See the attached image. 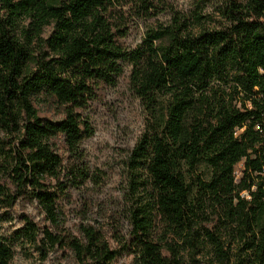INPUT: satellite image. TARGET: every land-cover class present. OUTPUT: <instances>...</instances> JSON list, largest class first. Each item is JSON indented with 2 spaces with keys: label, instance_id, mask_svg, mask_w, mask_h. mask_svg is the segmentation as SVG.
<instances>
[{
  "label": "trees",
  "instance_id": "16d2710c",
  "mask_svg": "<svg viewBox=\"0 0 264 264\" xmlns=\"http://www.w3.org/2000/svg\"><path fill=\"white\" fill-rule=\"evenodd\" d=\"M165 12L173 13L168 24L148 29L135 48L123 45L133 16ZM224 15V27L207 29L200 14L189 22L169 0H0V204L26 191L59 229V194L87 178L81 144L92 129L79 110L128 62L149 118L129 156L131 184L147 198L131 213L138 264H190L180 246L193 258L204 244L218 264H230L224 238H235V264H264V0L231 1ZM21 18L29 21L18 37ZM37 92L63 106L61 120L38 116ZM6 175L18 193L2 183ZM38 231L26 218L20 232L36 242ZM42 233L43 256V245H57L77 264L116 258L92 227L79 238ZM12 256L0 238V264Z\"/></svg>",
  "mask_w": 264,
  "mask_h": 264
},
{
  "label": "rangeland",
  "instance_id": "374dc122",
  "mask_svg": "<svg viewBox=\"0 0 264 264\" xmlns=\"http://www.w3.org/2000/svg\"><path fill=\"white\" fill-rule=\"evenodd\" d=\"M231 1L245 3L246 0H169V3L183 19L194 22V16L198 13L201 15L202 27L216 29L227 24L224 14ZM172 15L171 12H165L149 18L133 16L121 42L127 49L135 48L148 29L168 24ZM260 19L264 21V15ZM28 21L21 18L17 22L15 34L18 37L21 36V29L27 27ZM52 30V25L45 26L42 38L49 37ZM130 69L129 63L123 62L122 72L115 82L99 86L87 106L79 110L81 117L92 129V136L84 139L81 144L83 163L79 166L86 172L87 178L59 194L56 204L61 225L59 229L51 226L43 209L26 191L18 193L8 175L2 178L10 194L18 193L11 206L0 204V238L12 250V264H77L73 253L66 247L43 245L47 248L43 256L37 246L42 245L39 239L43 238L44 229L53 233L64 231L79 238L83 236L84 227L95 229L110 248L116 251L113 264H138L131 213L140 204H145L147 198L140 187L134 189L131 184L129 156L145 131L149 118L145 106L130 84ZM31 101L42 119L59 121L64 117L63 106L54 97H46L44 93L37 92L32 94ZM241 166L240 163L235 168L237 176ZM142 178L139 177V180ZM48 182L58 189V182ZM26 218L40 230L36 242L27 240L20 232ZM213 220L210 219L204 226L213 228L216 226ZM153 223L152 236L157 240L161 237V231L155 225V218ZM166 241L176 244L173 238L167 237ZM224 241L227 245L232 244L226 250L230 254V264H235L239 254L235 238H224ZM204 246L193 258H190V249H182L180 246L181 256L190 264H218L208 246Z\"/></svg>",
  "mask_w": 264,
  "mask_h": 264
}]
</instances>
